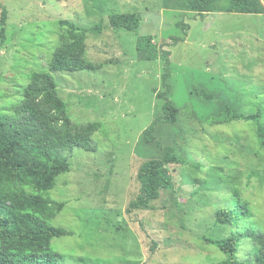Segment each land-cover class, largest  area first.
Segmentation results:
<instances>
[{
  "label": "rangeland",
  "instance_id": "rangeland-1",
  "mask_svg": "<svg viewBox=\"0 0 264 264\" xmlns=\"http://www.w3.org/2000/svg\"><path fill=\"white\" fill-rule=\"evenodd\" d=\"M264 2V0H262ZM164 0H0L8 14L0 45V117L12 121L34 72L49 63L67 32L61 22L89 33L87 57L97 70L52 73L76 123L100 122L96 151H65L70 171L48 194L66 207L51 221L70 232L52 249L59 264H216L226 259L201 238L222 239L238 231L264 233V146L252 121L233 120L261 112L264 124V15L208 13L166 8ZM139 14L137 31L115 29L110 17ZM1 30V24H0ZM153 36L171 51L172 90L178 110L173 124L155 125L160 142L143 135L164 116L157 94L164 92L163 60L142 61L139 37ZM175 39H180L174 43ZM1 41V40H0ZM199 91L216 96L210 100ZM182 163L172 164V184L148 209L127 210L140 192L138 172L164 148ZM235 191L253 216L233 226L216 224L217 211L234 206ZM254 243L239 241L237 256L251 258Z\"/></svg>",
  "mask_w": 264,
  "mask_h": 264
},
{
  "label": "trees",
  "instance_id": "trees-1",
  "mask_svg": "<svg viewBox=\"0 0 264 264\" xmlns=\"http://www.w3.org/2000/svg\"><path fill=\"white\" fill-rule=\"evenodd\" d=\"M166 8L208 13H234L264 15L262 0H164ZM8 14L3 10L1 18L0 45L7 38ZM139 14H115L110 17V26L115 29L137 31L142 25ZM67 32L61 38L49 63V71L34 72L24 91V100L12 121L0 117V264H59L64 255L52 249V242L70 234L51 221L66 207L64 202H55L48 194L56 186L59 176L70 171V160L64 154L73 148L88 152L97 149L93 137L102 128L100 122L76 123L72 120L65 101L60 96L58 83L52 73H75L97 70L99 66L87 57L89 33L101 34L102 26L82 29L70 21L61 22ZM174 43L180 41L175 39ZM138 57L142 61L163 60L165 72L162 76L164 92L157 94L163 104L164 116L147 128L143 141L161 146L154 136L155 125L173 124L178 120V110L168 98L172 87L171 51L158 46L153 36H143L137 42ZM201 97L213 100L216 96L199 91ZM233 120L252 121L264 146V124L262 114H241L229 110ZM161 159L147 161L138 172L140 192L130 203L128 212L148 209L161 199L163 192L171 186L172 164L182 163L174 148L165 147ZM234 206L217 211L216 224L233 226L238 220L253 216L248 202H244L235 191ZM238 221V222H239ZM249 238L253 243L251 258L241 260L237 256L239 241ZM216 246L226 259L216 264H264V233L254 229L238 231L222 239L201 238ZM94 264V263H92Z\"/></svg>",
  "mask_w": 264,
  "mask_h": 264
}]
</instances>
